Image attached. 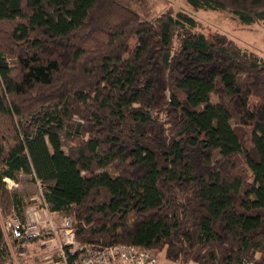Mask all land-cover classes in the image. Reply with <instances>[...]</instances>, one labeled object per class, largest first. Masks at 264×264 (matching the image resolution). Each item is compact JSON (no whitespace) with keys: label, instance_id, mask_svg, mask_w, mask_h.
Listing matches in <instances>:
<instances>
[{"label":"trees","instance_id":"1","mask_svg":"<svg viewBox=\"0 0 264 264\" xmlns=\"http://www.w3.org/2000/svg\"><path fill=\"white\" fill-rule=\"evenodd\" d=\"M147 1L0 0V246L26 173L78 254L264 264V57ZM186 1L264 23V0Z\"/></svg>","mask_w":264,"mask_h":264},{"label":"rangeland","instance_id":"2","mask_svg":"<svg viewBox=\"0 0 264 264\" xmlns=\"http://www.w3.org/2000/svg\"><path fill=\"white\" fill-rule=\"evenodd\" d=\"M151 6V12L158 14L164 10L173 9L174 12L184 11L193 16L197 22V29L205 34L212 35L214 33H223L236 41L242 48L248 51L258 53L264 57V23L257 22L245 24L240 18L226 11L217 10H197L192 7L186 0H148ZM7 188L14 193H18L23 198L25 207L22 210L23 215H28L26 220L52 219L54 225L59 229H65L66 213L55 212L53 215L42 209V189L39 183L32 181V176L26 173H18L17 179L6 180ZM16 183V184H15ZM29 211V214L27 212ZM18 213L13 212L11 216ZM9 216V217H11ZM9 217L1 221L4 225ZM45 218V219H46ZM56 236L48 232H44L42 236L26 244L25 248L28 252L26 258L19 257L17 247H14L10 253L12 264H61L58 257V251L54 249Z\"/></svg>","mask_w":264,"mask_h":264},{"label":"built area","instance_id":"3","mask_svg":"<svg viewBox=\"0 0 264 264\" xmlns=\"http://www.w3.org/2000/svg\"><path fill=\"white\" fill-rule=\"evenodd\" d=\"M4 222L7 245L0 246V264H12L10 253L14 247H17L19 257L26 258V244L40 238L44 228L57 237L53 248L58 251L61 264H183L181 261L167 259L164 252L135 244H113L102 249L91 248L78 254L79 242L69 217H66L65 229H59L49 218L28 221L11 216Z\"/></svg>","mask_w":264,"mask_h":264},{"label":"crops","instance_id":"4","mask_svg":"<svg viewBox=\"0 0 264 264\" xmlns=\"http://www.w3.org/2000/svg\"><path fill=\"white\" fill-rule=\"evenodd\" d=\"M11 179V178H10ZM17 179V178H16ZM15 179V180H16ZM6 180H8V178H5V181ZM16 184V183H15ZM21 196V195H20ZM42 209H44L45 211H48L45 207H42ZM49 212V211H48ZM15 213H18V212H16L15 211ZM50 213V212H49ZM55 212H51L50 214H54ZM27 214H29V211L27 212ZM15 217H17L18 219H20V220H26V217L28 216V215H23V212H21V213H18V215L17 214H15L14 215ZM47 217V214L46 213H44V219L43 220H46V219H48V218H46ZM46 218V219H45ZM36 219V218H35ZM31 220H33V218L31 219ZM2 221V220H1Z\"/></svg>","mask_w":264,"mask_h":264}]
</instances>
